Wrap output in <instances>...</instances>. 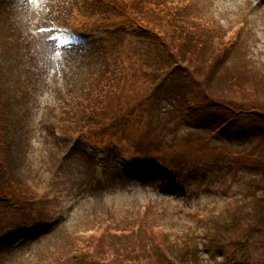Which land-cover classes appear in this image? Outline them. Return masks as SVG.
<instances>
[{"label":"rangeland","instance_id":"rangeland-1","mask_svg":"<svg viewBox=\"0 0 264 264\" xmlns=\"http://www.w3.org/2000/svg\"><path fill=\"white\" fill-rule=\"evenodd\" d=\"M116 1L123 10L125 0ZM25 3L28 8L24 7ZM59 5L67 8L57 11ZM159 7L166 13L157 11V15L148 17L147 27L141 25L144 30L152 31L150 27L165 22L161 25L166 33V42L162 38L163 45L149 34L158 46L151 43L149 36L140 34L133 24L110 16L111 26H118L114 28L113 36L106 33L105 42L100 40L99 44L106 46L104 60L114 57L116 68L127 65V69L123 67L124 76L128 78L122 99H119L123 104L120 114H128L134 104L142 109L135 115L113 118L109 131L103 127L102 132L107 135L97 137L101 133L86 128L90 122L88 116L83 118V114L78 113L71 126L59 121L64 112L76 107L74 102L66 101L58 106L54 103L61 99L60 92L75 89L76 83L73 82L77 77H73V73H78L82 65L89 63L86 58L94 56L92 52H87L86 57L81 56V49H92L98 40L71 44L75 41L65 28L52 26V21L71 22L73 15L61 0H0V10H4L6 16L7 8L17 10L9 16L8 22L9 38L14 43L0 41V91L10 97L9 114L4 119L0 141L9 143L12 174L17 183L25 186L29 195L40 197L46 194L52 199L46 206H34L33 212L45 207L38 218L31 220L35 226L43 227L37 231L20 228L0 235V264H129L127 258H120L118 254L131 247L137 249L136 254L143 253V243L149 240V236L169 241V245L186 236L196 238L200 244V263L208 260L202 245L209 220L224 212L231 192L237 191L247 176L238 174L228 182L227 175L222 178L213 169L200 167L197 164L200 160L189 162L195 161L197 165L185 163L179 166L175 159L171 161V152H161L169 145L188 141L191 143L184 148L187 156H197V151L206 152V159L213 158L216 162L220 152L243 150L261 142L263 137L256 133L235 137L222 128L215 129L213 125H203L177 114L174 107L180 106L184 86H177L182 91L166 82L161 88L155 87L167 70L172 72L177 64H181L195 69L196 74L205 79V88L193 85L196 92L205 91L220 105L233 109H236L233 105L249 109L251 106L263 107L264 0H155L152 10L156 12ZM171 9L175 17L170 15ZM183 13L187 15V21ZM179 14L185 18L180 21L184 24L198 22L210 29V38L215 40L213 45L219 51L213 63L217 58L222 61L214 71L210 63H203L204 67L196 63L195 52L200 53L199 57L201 52L196 49L195 45H198L194 40L181 46L183 58L182 51L175 49L173 41L171 43L172 32L182 31ZM156 30L159 38L160 30ZM117 33L120 39L116 40ZM72 45L77 47H66ZM204 47V58L211 57L214 51L211 47L208 50ZM100 50L96 51V60L91 65L93 72L104 62ZM133 54H139L138 58ZM157 68L162 71L161 75ZM28 69L35 73L37 80L45 78L50 90L40 93L36 91V79H23L22 71ZM228 82L233 87L231 91L227 90ZM30 84L32 92L23 91V87ZM191 90L194 91L192 87ZM196 92L191 93V98L196 97ZM0 99H4L1 94ZM36 105L41 106L37 113L34 112ZM2 111L0 105V113ZM102 114L96 119L104 126L107 118ZM170 118L174 120L171 125L174 126L175 121L178 123L177 129L170 125V131L163 132L161 137L163 122L171 121ZM80 126H83L82 139L76 137L79 134L68 132L66 139L63 135L61 144L64 149L56 158L59 149L55 143L59 137L54 128L67 132L64 129L73 127L71 131L76 132L80 131ZM74 137L77 142L69 140L68 144V139ZM141 145H144L142 149ZM1 152L2 149V155ZM126 168L131 175L124 173ZM11 211H5L0 204V224L13 216L9 213ZM60 211L62 217L58 218L56 214ZM45 222L54 224L41 232L46 228ZM109 253L111 256L107 255Z\"/></svg>","mask_w":264,"mask_h":264},{"label":"trees","instance_id":"trees-1","mask_svg":"<svg viewBox=\"0 0 264 264\" xmlns=\"http://www.w3.org/2000/svg\"><path fill=\"white\" fill-rule=\"evenodd\" d=\"M137 1L138 4H136ZM71 4L74 5V2H71ZM152 5H155V0H125V4L123 5V17L127 22L134 23L138 27L143 28L142 26H146L147 19L150 15H157V11H159L160 14L166 13L163 10L164 8H161L162 6L154 12L151 8ZM174 5H176V3ZM169 12L171 16L175 17L172 9ZM10 15L11 14L7 13L6 16L5 11L0 10V36L3 35L0 41L4 42L6 40L12 45L14 40L9 38L10 33L8 31ZM183 15L187 21V15L184 13ZM183 15L179 14V22L185 19ZM163 23L158 24L157 22L155 24L158 25L153 26L160 30L161 36L159 38L157 33H155V31L157 32L156 29L154 30L153 27H150L152 30L150 31L147 28V31L151 33L154 40H160V45L164 44L163 40H165L164 36L166 34L161 28ZM180 24L183 25L181 28L182 31L172 32L171 34V43L172 41L174 42V44H172L175 49L177 48L179 51H182L181 46H184L187 41L190 42L194 40V43L197 42L196 44L198 45H195V47L201 52L202 56L199 57L200 53L195 52V56H197L195 59L196 63L200 64L201 67H204L203 63L206 65L210 63L209 66L211 70L214 71L216 65H219L222 61H219L217 58L215 64L213 63L219 51L213 45L215 40L210 38V29L198 22L195 24H191V22H185V24L180 22ZM220 40L222 39L220 38ZM152 43L156 45L155 41ZM203 47L206 50L211 47L212 51H214L211 57H205L208 59L207 61H203L205 59L203 56ZM103 56L104 54L102 55V60H104ZM133 56L137 59L139 54H133ZM183 56L184 53L182 51L181 58H183ZM102 60L100 62H102ZM114 60V57L113 59L110 57L107 58L95 72H93V67L85 70L86 80H84V84L81 83L82 86L78 87L75 93L69 95V99L72 98L71 102H74L76 107L64 112L65 118L68 121L74 123L78 113H80L83 114V118L84 115L89 117L90 122L86 125V128H89L100 123L99 119L96 118L99 114L104 113L102 116L107 118L105 124L110 126L109 123L113 118L117 119L122 115L120 113H122L123 104L119 102V99H122V91L125 89L126 78H128L126 77L127 75L124 76L125 72L123 69V67L127 69V65L122 64L123 67L116 68L114 66ZM111 61L113 65H109ZM170 61H172V57H170ZM144 65L143 63V67ZM177 65L174 71L170 72L167 70L164 75L162 74V82L163 84L166 82L176 89H178V85L184 86L183 91L178 89L182 91V100L180 103L184 105L186 102V108H188V103L191 105V110L189 112L193 113V117L196 118V120L213 125L215 129L217 127L222 128L223 131L231 132L235 137H243L252 133L259 134L263 137L261 142L255 143L243 150L220 152V157L216 160L219 164L216 163L213 158L206 159V152L201 153L197 151L198 155H195L196 157L187 156L184 148L188 143H191L188 141H180L178 145H169L161 152L162 154H165L166 151L171 152L173 154L171 161L173 162L175 159L179 162V166L185 163L188 165L198 164L200 167L206 168V170L210 168L211 170L213 169V172L220 173L217 175L222 178L227 175L228 182L231 181V178H237L238 174H246L247 176L246 179L243 180L242 185L238 186V190L231 192L229 196L230 202L226 204L225 213H217L209 220L208 231L203 236L206 238L202 245L203 250L206 251L208 255V260L203 264H264V104L263 107L258 109L252 106L250 109L244 108L243 105H233L236 109L227 106L224 107L220 105L219 101H214V96H207L205 91V94L196 92L195 89L197 88L193 85L205 88L203 84L205 79L198 76L195 69L181 64ZM159 69L160 68H157L156 71L161 75L162 71L160 70L161 72H159ZM136 72L138 73L139 70L137 69ZM22 74L23 79L25 77H34L33 79H36V91L38 90V92L41 93L44 88L48 89L45 78L40 81L37 80L35 73L29 69L23 70ZM191 87L194 91L191 90ZM227 87L229 91L233 89L231 82L227 83ZM187 89L190 90L187 91ZM165 91H167V89H165ZM192 92L197 93L196 97L191 98ZM0 94L4 98L0 99V105L3 109L2 113H0V115L3 116L2 118L0 117L1 138V135H3L2 128L4 119L6 115L9 114L8 105L10 103V97H6V94L4 95L2 91H0ZM139 99H141V97ZM63 100L64 99L58 100V104L64 105ZM85 103H87V106H82V104ZM140 109L142 108L134 104L130 109V114ZM236 111L244 113L238 114ZM61 118L62 117H60V119ZM170 119L171 121L168 120L163 122L164 128L162 127V131H160L161 134H159L161 137L163 136V132L170 131L168 130L171 125L170 122L174 121L172 118ZM80 121H83V119ZM177 126L178 123L175 121L174 126L171 125V128L177 129ZM79 129H83V126H80ZM2 146H4V148ZM139 147H144V145ZM0 149H2L3 152H1L2 155L0 154V190H3V192H0V204L6 211V209H11L16 203L17 208H12L14 210L13 212H17L18 214L24 213L27 210V200H30L27 199L29 194L25 186H21L17 183V180L13 178L11 168L12 160L9 156V143L0 141ZM2 156L6 157V159H3ZM201 156L202 158H200ZM7 158H9V160ZM192 159L200 161H198L197 164L195 161L189 163ZM215 163L218 164V166H215ZM236 196L238 197L236 198ZM9 224L10 222L6 221L0 224V232ZM149 237V240H147L145 244L142 242L143 253L136 254L137 249L131 247L126 250V252L118 254V256H120V258L124 257V259L127 258L129 264H202L199 261L200 244L195 240L196 238L190 239V236H186L182 238V240H176V243L174 242L175 244L169 245V241L167 242L161 238L157 240V238ZM129 254H131V257H128ZM107 255L111 256L110 253ZM90 260L91 262L94 260L93 255H91Z\"/></svg>","mask_w":264,"mask_h":264},{"label":"bare ground","instance_id":"bare-ground-1","mask_svg":"<svg viewBox=\"0 0 264 264\" xmlns=\"http://www.w3.org/2000/svg\"><path fill=\"white\" fill-rule=\"evenodd\" d=\"M0 38H3V35H2V36H0Z\"/></svg>","mask_w":264,"mask_h":264}]
</instances>
